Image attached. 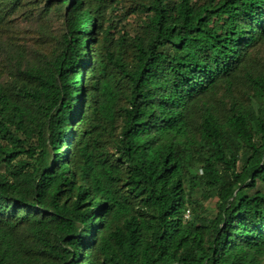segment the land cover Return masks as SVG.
I'll return each mask as SVG.
<instances>
[{
    "label": "trees",
    "instance_id": "trees-1",
    "mask_svg": "<svg viewBox=\"0 0 264 264\" xmlns=\"http://www.w3.org/2000/svg\"><path fill=\"white\" fill-rule=\"evenodd\" d=\"M30 4L0 0V264H264V0H43L51 54Z\"/></svg>",
    "mask_w": 264,
    "mask_h": 264
},
{
    "label": "rangeland",
    "instance_id": "rangeland-1",
    "mask_svg": "<svg viewBox=\"0 0 264 264\" xmlns=\"http://www.w3.org/2000/svg\"><path fill=\"white\" fill-rule=\"evenodd\" d=\"M42 6L43 0H34V4H30L29 7L26 6L25 8L26 18H20L18 20V24L20 26L22 25L34 28V30L27 32L28 35L25 34L24 40L21 41V43H26L29 50L31 48V45H34L35 49L40 53L51 54L52 51L56 48V38H58L62 34L63 19L60 13L51 11L49 15H47L43 19L44 29H42L39 25V20L36 21V17L42 9ZM133 19L134 17H129L126 21L121 22L120 26L126 24L127 26L125 27H128V29H131L130 27L133 28V24H135V20L133 24L131 22ZM42 31L43 33H41Z\"/></svg>",
    "mask_w": 264,
    "mask_h": 264
},
{
    "label": "built area",
    "instance_id": "built-area-1",
    "mask_svg": "<svg viewBox=\"0 0 264 264\" xmlns=\"http://www.w3.org/2000/svg\"><path fill=\"white\" fill-rule=\"evenodd\" d=\"M184 218L185 219H188L189 218V213L188 212L184 215Z\"/></svg>",
    "mask_w": 264,
    "mask_h": 264
}]
</instances>
